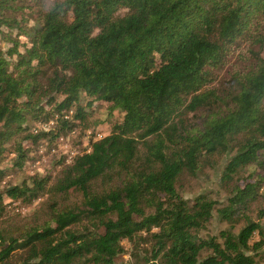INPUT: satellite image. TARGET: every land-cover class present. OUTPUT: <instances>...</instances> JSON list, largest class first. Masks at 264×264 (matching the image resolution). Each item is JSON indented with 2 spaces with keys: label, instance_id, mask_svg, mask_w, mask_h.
<instances>
[{
  "label": "trees",
  "instance_id": "trees-1",
  "mask_svg": "<svg viewBox=\"0 0 264 264\" xmlns=\"http://www.w3.org/2000/svg\"><path fill=\"white\" fill-rule=\"evenodd\" d=\"M0 35V183L43 142L102 134L54 179L0 188V219L9 202L53 199L41 225L0 222V264H115L123 241L145 247L138 264H259L264 0H0ZM223 156V202L179 194ZM213 213L229 228L199 237Z\"/></svg>",
  "mask_w": 264,
  "mask_h": 264
},
{
  "label": "rangeland",
  "instance_id": "rangeland-1",
  "mask_svg": "<svg viewBox=\"0 0 264 264\" xmlns=\"http://www.w3.org/2000/svg\"><path fill=\"white\" fill-rule=\"evenodd\" d=\"M32 23V22H30ZM6 31L5 28H1ZM7 42L2 40L0 35V48H5ZM264 54V52H263ZM241 57L243 52L239 55V50L230 58L228 63L222 66L220 70L212 72V76L209 81V87L219 88L222 90L226 84L227 75L225 71L229 65H233L232 68H236L243 63ZM227 60V59H226ZM207 85V86H208ZM47 129H54L56 127V118L44 124ZM94 128H77L69 133L61 134L54 142H43L37 148L31 151V155L26 161V170L14 169V173L10 174L3 179L0 183V188L5 187L6 183L18 182L20 178L27 174H34L36 171H40L44 176H50L54 179L62 166L67 163V159L76 153L87 152L89 149V141L91 139L98 140L102 137L101 133H97L95 137H92ZM103 133V132H102ZM11 157L4 159V164H7ZM228 160V156H223L221 160L215 165V167L208 168L203 172H199L196 177L182 176L179 182L178 190L179 194L188 200H192L198 195H206L208 198L223 202L226 198L225 191L222 188L221 172ZM27 174H26V173ZM17 179V180H15ZM52 197L49 193L45 192L40 197L35 199L31 204H24L19 201L9 202L6 206V215L0 219V222L9 220L12 218L11 226L18 228H25L34 225H41L43 222L49 219L52 209ZM254 217V214L252 215ZM264 229V216L259 220ZM229 226L226 223L219 220L217 215L213 213V217L204 225L202 229L197 232V235L201 238H207L210 236H217L221 230L228 229ZM240 226H237L233 231L237 233ZM264 240V239H263ZM259 241V236L254 234L251 239V243ZM132 243L123 241L124 253L119 255L115 261V264H138L139 259L135 258L133 254L138 253L139 258L144 256V246L140 245L138 249L133 247ZM134 251V252H133ZM259 264H264V245L257 252L256 256Z\"/></svg>",
  "mask_w": 264,
  "mask_h": 264
},
{
  "label": "built area",
  "instance_id": "built-area-1",
  "mask_svg": "<svg viewBox=\"0 0 264 264\" xmlns=\"http://www.w3.org/2000/svg\"><path fill=\"white\" fill-rule=\"evenodd\" d=\"M73 156H74V155H73ZM73 156H71V157H69V158L67 159V163H68L69 161H71V159H72Z\"/></svg>",
  "mask_w": 264,
  "mask_h": 264
}]
</instances>
